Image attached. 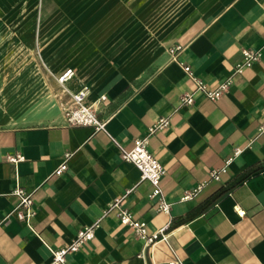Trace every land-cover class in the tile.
Instances as JSON below:
<instances>
[{"label": "crops", "instance_id": "obj_1", "mask_svg": "<svg viewBox=\"0 0 264 264\" xmlns=\"http://www.w3.org/2000/svg\"><path fill=\"white\" fill-rule=\"evenodd\" d=\"M23 3L31 4L0 0V21H19ZM26 19L20 29L0 24V218L18 201L16 185L33 191L35 212L31 226L15 218L0 226V264L51 261V249L128 188L123 206L149 232L170 222L166 239L145 247L112 211L67 264H264V0H41L40 17ZM175 44L183 46L177 59L210 87L229 76L243 48L262 53L218 99L197 93L186 104L180 96L193 84L170 56ZM66 68L74 75L61 84ZM82 84L104 129L66 122L70 92ZM161 115L170 125L148 148L165 169L170 214L114 142L131 147ZM65 151L67 169L55 175ZM16 154L23 159H7ZM229 158L220 179L209 180V169Z\"/></svg>", "mask_w": 264, "mask_h": 264}, {"label": "built area", "instance_id": "obj_2", "mask_svg": "<svg viewBox=\"0 0 264 264\" xmlns=\"http://www.w3.org/2000/svg\"><path fill=\"white\" fill-rule=\"evenodd\" d=\"M181 44H175L168 48L172 59L179 62L183 70L187 74L188 78L193 84V88L188 91H184L180 99L182 103L191 104L195 101V95L197 93L202 94L210 100L218 99L229 87L232 82L233 76L242 72L245 67L251 66L254 62L258 61L261 57L262 47L258 48H243L242 58L237 62L232 72L225 79L218 82L214 87H210L202 78L197 76L190 65L185 64L177 59V53L182 50ZM74 75L72 68H66L58 76L57 81L64 84ZM90 92V88L87 84H82L75 91L70 92V104L64 107V117L68 125H83L91 126L94 131H98L105 128L106 119H100L94 107L86 102L87 96ZM104 99V96L101 97ZM170 125V116L161 115L150 124L147 128L146 134L143 136L135 137L131 147H124L122 144L114 140L115 144L120 150L121 158L125 161L133 163L139 171L140 180L147 179L152 184L151 197L157 198V209L166 214H170L171 202L168 201L162 191L161 178L165 172L162 163L155 157V155L149 150L148 143L150 136L158 130H162ZM264 133V122L257 128V134ZM240 147H235L233 155H237L241 152ZM72 156L71 151H65L61 163L53 170V174L59 175L67 169L68 160ZM7 159L11 162H16L23 159L20 154L7 155ZM231 158L226 160V163L220 167H212L208 171V179L219 180L221 174L226 171L227 163ZM207 180L201 181L197 186L191 189L184 190L180 196V200H187L192 198L196 192L201 189ZM132 188L125 190L123 194L115 197L111 200L106 208L102 212V216L109 212L115 211L119 218V221L124 226H129L133 229L134 234L141 238L145 247L153 245L159 239H166L168 232L166 226L159 228L156 231L149 232L147 229V223L144 220L137 219L133 216L132 212L125 206H123V200ZM18 201L6 214L0 218V226L4 225L8 220L15 218L19 221L25 222L28 226H31V219L35 212L33 191H28L22 186L16 185L12 191ZM237 212L242 215L244 211L237 209ZM100 217V218H101ZM98 218L93 224L85 225L78 229L74 238L58 248L51 249L52 259L44 264H67V254L77 251L82 244L92 239L94 230L100 220ZM171 264H176V261H171Z\"/></svg>", "mask_w": 264, "mask_h": 264}, {"label": "rangeland", "instance_id": "obj_3", "mask_svg": "<svg viewBox=\"0 0 264 264\" xmlns=\"http://www.w3.org/2000/svg\"><path fill=\"white\" fill-rule=\"evenodd\" d=\"M25 1L26 2L30 1L31 4H30L29 8H27V4L26 3L22 4V6L20 7L21 10L19 11V13H20L19 21H17V22L14 21V20L13 21L12 20L11 21H7V22L0 21V24H2L1 28H3V29H12V26H14L15 23H16V25L14 26V28H19V29L20 28H25L26 27V23H28V21H30V19L29 20L26 19V15H30L31 16L33 14L35 16L40 17L41 0H28V1L25 0ZM13 8H14V5H12V4H9V5L5 6L4 7V11H3L4 15L6 13H9L11 11V9H13ZM37 24H39V18L36 21V25ZM8 39H10V37Z\"/></svg>", "mask_w": 264, "mask_h": 264}]
</instances>
